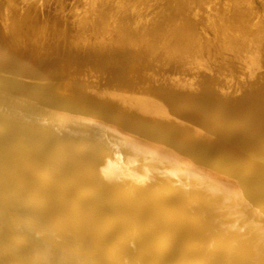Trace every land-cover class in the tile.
I'll use <instances>...</instances> for the list:
<instances>
[{"label": "bare ground", "instance_id": "obj_1", "mask_svg": "<svg viewBox=\"0 0 264 264\" xmlns=\"http://www.w3.org/2000/svg\"><path fill=\"white\" fill-rule=\"evenodd\" d=\"M199 1L0 0V264H264V0Z\"/></svg>", "mask_w": 264, "mask_h": 264}, {"label": "rangeland", "instance_id": "obj_2", "mask_svg": "<svg viewBox=\"0 0 264 264\" xmlns=\"http://www.w3.org/2000/svg\"><path fill=\"white\" fill-rule=\"evenodd\" d=\"M15 2L17 5L15 11L19 17L30 16L37 22L58 20L61 23L69 19V23H71L74 12L81 9L86 0H15ZM198 3L200 5L201 2L198 0ZM0 16L2 17L1 11ZM201 24L205 25L204 22ZM205 28L208 29L209 26L206 25ZM207 32L209 33L210 31L208 30ZM66 48L68 47L66 46Z\"/></svg>", "mask_w": 264, "mask_h": 264}]
</instances>
